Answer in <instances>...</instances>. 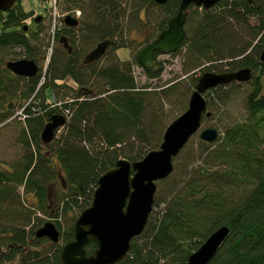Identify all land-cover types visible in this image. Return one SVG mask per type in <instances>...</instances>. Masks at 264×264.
<instances>
[{"label": "trees", "instance_id": "1", "mask_svg": "<svg viewBox=\"0 0 264 264\" xmlns=\"http://www.w3.org/2000/svg\"><path fill=\"white\" fill-rule=\"evenodd\" d=\"M65 3L80 9L82 16L77 27L65 26L53 39L59 44L66 37L71 53L63 45L49 55L41 51L43 22L35 18L38 28L28 26L33 12L25 11L20 1L0 13V125L16 118L24 121L18 137L24 154L12 166L0 162V264H62L63 247L74 240V224L91 205L99 177L120 159L134 163L160 147L170 119L166 106L173 105L180 114L187 110L199 71L244 68L253 73L245 97L247 118L223 130L219 148L211 150L213 143L201 142L205 162L179 170L180 181L174 180L167 197L155 199L149 222L133 239L123 264L185 262L222 226H228L230 234L209 264H264V63L260 60L264 0H223L209 10L191 6L186 38L170 54H183L182 73L187 77L141 87L133 79L138 55L122 58L119 51L133 45L128 36L133 29L144 34L141 46L155 40L177 15L181 0L165 5L155 0ZM106 41L110 42L106 55L85 65V57ZM22 59L40 64L39 74L24 78L7 69L8 62ZM160 65L161 72L145 71L147 80L161 76ZM233 85L207 92L212 114L219 102L230 100L232 91L226 88ZM52 97L60 106L47 103ZM53 114L63 115L66 125L45 145L41 133ZM54 181L62 185L57 196L51 193ZM164 204V209L156 210ZM40 214L56 225L61 235L58 244L36 237L45 224ZM96 248L90 242L87 254Z\"/></svg>", "mask_w": 264, "mask_h": 264}, {"label": "water", "instance_id": "2", "mask_svg": "<svg viewBox=\"0 0 264 264\" xmlns=\"http://www.w3.org/2000/svg\"><path fill=\"white\" fill-rule=\"evenodd\" d=\"M20 0H0V13L13 9ZM170 0H155L165 5ZM223 0H181L179 11L155 40L146 45L138 54V65L146 72H161L157 63L160 55L176 53L186 38L188 10L191 6L209 10ZM252 3L253 0H248ZM41 17L36 19L39 23ZM66 26L77 27L79 21L71 16L64 19ZM27 30V26L25 27ZM60 44L72 52L68 39L60 38ZM110 45L109 41L99 44L84 59L89 65L102 59ZM157 54H160L157 56ZM264 63V50L260 55ZM7 69L13 74L33 78L39 74L40 67L34 60L10 61ZM252 70L244 68L233 72H205L192 92L187 110L166 128L159 149L152 150L137 162L120 159L115 167L104 172L98 179L97 188L89 207L84 209L74 224V240L66 243L61 252L62 264H123L130 253L134 238L140 236L153 212L157 183L166 180L174 172V160L180 155L191 138L202 128L204 119L212 113L208 109L206 94L218 86L232 83H247L252 79ZM66 125L61 114H53L41 133L42 143L49 145L56 138L57 131ZM220 132L216 128L201 131L202 141L217 142ZM230 234L228 226L215 230L206 241L194 251L187 261L174 264H209L225 244ZM37 238H46L58 244L61 235L52 222L45 223L36 232ZM90 242L97 246L88 255L86 247Z\"/></svg>", "mask_w": 264, "mask_h": 264}, {"label": "rangeland", "instance_id": "3", "mask_svg": "<svg viewBox=\"0 0 264 264\" xmlns=\"http://www.w3.org/2000/svg\"><path fill=\"white\" fill-rule=\"evenodd\" d=\"M20 3L22 4L25 11L33 12L32 17L26 22V24L30 26L33 30H35L36 27L38 28V26L34 25L33 20L35 18L41 17L42 19L41 22H43L42 26L44 27V29L43 32L40 34L39 48L44 54L46 55L51 54L54 48L61 45L60 43L59 44L56 43L51 33L52 23L54 19L53 15H49L48 12L45 11L44 8H42V4H43L42 0H20ZM58 5H59L58 15H57L58 18L59 16L67 15L74 11L80 10L78 8L73 7L72 5H67L65 3V0H58ZM154 24L155 23L152 22L153 26ZM130 27L131 24L129 23L128 28ZM128 36L129 39L133 42L132 43L133 45L128 50L119 51V54L122 58H127L129 56L131 59H133V57L138 55L139 52L143 50V48H145L146 46V45L143 46L140 45V43L144 39V34L138 31L137 29H133L128 32ZM242 36L245 39H248L245 33H242ZM15 51L16 53H20L21 50L17 49ZM20 57L23 58L22 55H20L19 58ZM158 60L161 63H163V67H164V71L158 79L147 80L144 74L145 71L142 69V67L135 66L133 68V79L136 87H141L146 83L162 86L168 81L178 78L180 76H183V78L187 77L184 76L182 73V63L184 60L183 54L178 55L176 57H171L170 55H160L158 57ZM201 75L202 72L199 71L198 76ZM251 84L252 81L241 84L235 83L232 88L231 87L226 88L232 91L230 100L227 101V103L219 102V104L214 107L213 111L211 110L213 112L212 116L210 118L204 119L201 130L191 138L189 143L183 149L182 153L180 154L181 156L180 159L177 160V162H175L174 160L175 168L170 180H168L166 183L162 185H160V182L157 183V192L155 199L156 198L158 199V197L159 198L167 197L166 193L168 192V189H170L171 185L174 183V180L177 178L176 181H180L179 170L183 171L184 169L187 168L188 165H190L189 170L203 165V163L205 162V156L203 155L201 157V148H202L201 142H204L200 138V133L202 130L207 128H216L220 132L219 139L217 140V142L213 143L214 147L211 148V150H213L216 147L218 148L220 147L222 142L220 139L223 135V130L225 128L231 127L240 120L242 119L245 120L247 118V112L245 109V97L251 90ZM72 85L74 84L72 83ZM60 98L59 101L63 102L64 100ZM166 111L170 115V119H168L169 123L167 125L172 123L178 116L181 115L180 113L175 111V107L173 105H167ZM23 126H24V121L19 120V118H16L11 123L0 125V162L1 163L12 166L24 154L22 145L18 142V139L20 138L19 135L20 132L22 131ZM61 131L62 129L59 130V132L56 134L57 137H59ZM261 132L262 135L264 136V128L261 130ZM209 152L210 151H208V153ZM179 186L181 187V185ZM61 188H62L61 182L54 181V184L51 188L52 196L53 195L57 196L56 192H58ZM55 205L56 204L52 205V208L55 209L56 208ZM164 208H165V204L157 207L156 210L161 211ZM73 214L76 215V212L70 213L69 215L71 216ZM39 216L42 218V220L45 221V223L52 222L48 216H44L41 214Z\"/></svg>", "mask_w": 264, "mask_h": 264}, {"label": "built area", "instance_id": "4", "mask_svg": "<svg viewBox=\"0 0 264 264\" xmlns=\"http://www.w3.org/2000/svg\"><path fill=\"white\" fill-rule=\"evenodd\" d=\"M42 8H44L45 11L48 12L49 15H53V23H52V29H51V33L53 35V37L56 35L57 30H60L61 28L65 27V22L64 19L66 16L70 15L76 19L81 18L82 13L80 10L78 11H74L72 13H69L67 15H62L59 16V18L57 17L58 15V0H42ZM47 68V63L44 67V71ZM47 103L51 106V107H58L60 106V103L57 101V99L55 97H52V99H48ZM22 114V111L19 112V115ZM66 116H69L68 111L65 113Z\"/></svg>", "mask_w": 264, "mask_h": 264}, {"label": "flooded vegetation", "instance_id": "5", "mask_svg": "<svg viewBox=\"0 0 264 264\" xmlns=\"http://www.w3.org/2000/svg\"><path fill=\"white\" fill-rule=\"evenodd\" d=\"M157 63H159L160 64V61L159 60H157ZM250 82V81H249ZM236 83V82H235ZM235 83H232V84H235ZM236 84H241V83H236Z\"/></svg>", "mask_w": 264, "mask_h": 264}]
</instances>
